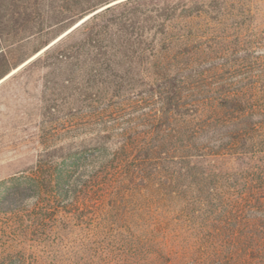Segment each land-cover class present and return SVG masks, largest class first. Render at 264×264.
Returning a JSON list of instances; mask_svg holds the SVG:
<instances>
[{"label": "trees", "instance_id": "16d2710c", "mask_svg": "<svg viewBox=\"0 0 264 264\" xmlns=\"http://www.w3.org/2000/svg\"><path fill=\"white\" fill-rule=\"evenodd\" d=\"M34 75L0 264H264V0H0Z\"/></svg>", "mask_w": 264, "mask_h": 264}, {"label": "rangeland", "instance_id": "374dc122", "mask_svg": "<svg viewBox=\"0 0 264 264\" xmlns=\"http://www.w3.org/2000/svg\"><path fill=\"white\" fill-rule=\"evenodd\" d=\"M37 44L36 39L29 41L28 51ZM29 80L30 83L26 84L25 77L12 79L10 76L0 83L1 192L17 184L13 177L32 163L38 153L37 148H40L38 108L35 105L37 91L33 88L35 75Z\"/></svg>", "mask_w": 264, "mask_h": 264}, {"label": "water", "instance_id": "95a60500", "mask_svg": "<svg viewBox=\"0 0 264 264\" xmlns=\"http://www.w3.org/2000/svg\"><path fill=\"white\" fill-rule=\"evenodd\" d=\"M38 56V55H37ZM7 78V77H6Z\"/></svg>", "mask_w": 264, "mask_h": 264}]
</instances>
